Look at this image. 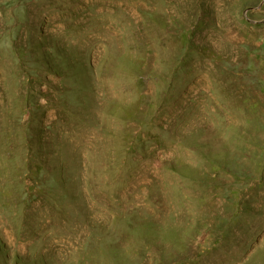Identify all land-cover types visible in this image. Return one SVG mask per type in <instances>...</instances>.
Instances as JSON below:
<instances>
[{
    "label": "rangeland",
    "instance_id": "374dc122",
    "mask_svg": "<svg viewBox=\"0 0 264 264\" xmlns=\"http://www.w3.org/2000/svg\"><path fill=\"white\" fill-rule=\"evenodd\" d=\"M0 264H264V0H0Z\"/></svg>",
    "mask_w": 264,
    "mask_h": 264
}]
</instances>
